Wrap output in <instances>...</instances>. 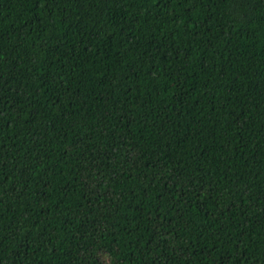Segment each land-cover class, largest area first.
Instances as JSON below:
<instances>
[{
    "label": "trees",
    "instance_id": "1",
    "mask_svg": "<svg viewBox=\"0 0 264 264\" xmlns=\"http://www.w3.org/2000/svg\"><path fill=\"white\" fill-rule=\"evenodd\" d=\"M0 264H264V0H0Z\"/></svg>",
    "mask_w": 264,
    "mask_h": 264
}]
</instances>
